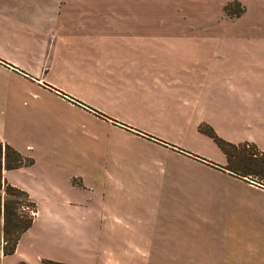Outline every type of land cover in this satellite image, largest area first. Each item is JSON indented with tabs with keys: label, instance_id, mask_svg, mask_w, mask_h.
Returning a JSON list of instances; mask_svg holds the SVG:
<instances>
[{
	"label": "crops",
	"instance_id": "1",
	"mask_svg": "<svg viewBox=\"0 0 264 264\" xmlns=\"http://www.w3.org/2000/svg\"><path fill=\"white\" fill-rule=\"evenodd\" d=\"M198 15L136 0H0V139L34 159L3 176L60 204L53 217L79 219L65 232L92 235L95 264H264L263 186L164 176L186 169L164 152L225 171L206 129L264 152V19ZM36 165L59 176L31 174Z\"/></svg>",
	"mask_w": 264,
	"mask_h": 264
},
{
	"label": "rangeland",
	"instance_id": "2",
	"mask_svg": "<svg viewBox=\"0 0 264 264\" xmlns=\"http://www.w3.org/2000/svg\"><path fill=\"white\" fill-rule=\"evenodd\" d=\"M103 1V0H101ZM136 1H146L153 4H166L170 5L171 8H174L178 11L180 17H197L205 16L215 17L216 18H233L228 16L225 13V6L228 3L233 2L230 0L224 3L223 6H219L221 0H136ZM243 6L244 11L236 16L241 18L243 23L245 20H260L264 19V0H238ZM173 4L174 6H171ZM220 7V12L218 11ZM221 13V14H219ZM264 101H261L263 103ZM5 143V142H4ZM231 143V142H230ZM248 144L249 148L245 144ZM235 144V143H234ZM239 144V147L235 149V152L239 155H236L235 158H232L230 162L226 163L224 167H228L234 170H240L244 172L245 165L247 168H253L257 171L255 163H248V158L251 159H260L259 153L261 150L255 143H249L247 141L236 143ZM260 151V152H259ZM257 153L258 156L254 158L253 153ZM22 155V154H21ZM184 156H175L170 152H164L165 161H169L172 164L180 165V167L186 168L181 169L178 172V175H175L174 170H167L164 172V176H172L170 173H173V176L186 177L188 172H192L195 176H205V177H238L232 171L225 169V171L210 166L207 163H204L194 157L182 154ZM23 156V155H22ZM198 156V155H197ZM204 156V155H202ZM24 157V156H23ZM26 158V157H25ZM247 158V160H245ZM34 162L33 158H29ZM26 165V166H30ZM49 167L34 166L31 170V174H39L42 177H47V179L53 177L51 174H55L54 177L59 176V171H50ZM184 170V171H183ZM261 171V175H263ZM154 176H162L161 170L157 169L153 171ZM143 177L150 175L143 174ZM29 176L22 174L17 177V180L23 183H26ZM75 178V177H73ZM72 178V179H73ZM74 184H79L78 180L73 179ZM8 183L11 184L9 180ZM48 187L45 186H33V190H46ZM23 189V188H21ZM25 190V189H23ZM26 191V190H25ZM27 192V191H26ZM28 193V192H27ZM29 194V193H28ZM37 196H30V198L37 205V213L31 226L21 234L17 247L13 254L6 256L2 259L0 258V264H18L19 262H25L26 264H45L43 260H53L64 262L68 264H74L75 262L81 261L85 264H95L91 257V249L94 246L92 241V235H79V234H70L66 233V228L75 229V227L81 226L79 219L75 217L68 218H59L53 217L54 212L52 209L56 205H60L54 202H49L45 199L39 191L35 193ZM182 201H180L181 211H183ZM186 212V205L184 208ZM93 261V262H92Z\"/></svg>",
	"mask_w": 264,
	"mask_h": 264
},
{
	"label": "trees",
	"instance_id": "3",
	"mask_svg": "<svg viewBox=\"0 0 264 264\" xmlns=\"http://www.w3.org/2000/svg\"><path fill=\"white\" fill-rule=\"evenodd\" d=\"M224 10L228 16L236 17L244 11V8L238 0H234L228 3ZM205 132L226 155L227 163L239 155L235 152L239 144L230 143L218 137L211 129H206ZM245 145L249 148L248 144ZM259 155L262 157L258 160L248 158V163H255L257 171L253 168H247L246 165L244 172L230 169L227 166L224 168L232 171L240 178L253 180L264 187V173L263 175L260 174L261 171L264 172V152L261 151ZM253 156L256 158L258 154L254 152ZM31 163V159L23 157L17 150L0 139V258L14 253L21 234L31 226L37 212V205L29 194L25 190L8 183L3 176V170L15 169ZM43 263L68 264L53 260H43ZM18 264L26 263L19 262Z\"/></svg>",
	"mask_w": 264,
	"mask_h": 264
}]
</instances>
